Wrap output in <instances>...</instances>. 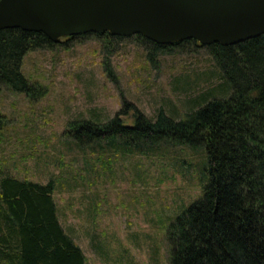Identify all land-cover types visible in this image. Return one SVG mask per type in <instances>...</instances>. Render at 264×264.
<instances>
[{
	"label": "rangeland",
	"instance_id": "1",
	"mask_svg": "<svg viewBox=\"0 0 264 264\" xmlns=\"http://www.w3.org/2000/svg\"><path fill=\"white\" fill-rule=\"evenodd\" d=\"M94 35L27 53L21 71L45 90L31 101L0 88V169L34 183H54L59 222L85 264H169L166 231L198 200L207 183V156L186 144H75L71 122L106 123L131 103L154 119H179L204 98H226L229 84L206 48L196 43L151 49L135 36ZM105 67L111 70L112 78Z\"/></svg>",
	"mask_w": 264,
	"mask_h": 264
},
{
	"label": "trees",
	"instance_id": "2",
	"mask_svg": "<svg viewBox=\"0 0 264 264\" xmlns=\"http://www.w3.org/2000/svg\"><path fill=\"white\" fill-rule=\"evenodd\" d=\"M91 35L108 34L69 40ZM135 40L152 50L151 61L168 47L196 43L206 48L231 94L204 98L179 119L163 110L154 119L134 110L131 126L123 117L134 106L124 101L108 122H71L65 136L80 146L104 142L203 148L208 180L202 196L167 228L169 264H264V35L233 46H201L192 39L161 46L140 35ZM55 45L42 33L0 30V88L31 101L42 98L45 90L25 78L21 65L27 53ZM5 124L0 114V129ZM53 194V181L19 180L0 169V264H85L82 250L59 222Z\"/></svg>",
	"mask_w": 264,
	"mask_h": 264
},
{
	"label": "water",
	"instance_id": "3",
	"mask_svg": "<svg viewBox=\"0 0 264 264\" xmlns=\"http://www.w3.org/2000/svg\"><path fill=\"white\" fill-rule=\"evenodd\" d=\"M11 28L54 44L107 33L161 46H233L264 35V0H0V30Z\"/></svg>",
	"mask_w": 264,
	"mask_h": 264
}]
</instances>
